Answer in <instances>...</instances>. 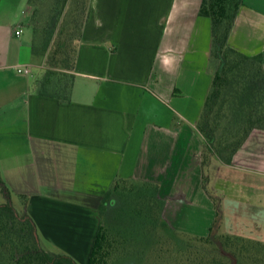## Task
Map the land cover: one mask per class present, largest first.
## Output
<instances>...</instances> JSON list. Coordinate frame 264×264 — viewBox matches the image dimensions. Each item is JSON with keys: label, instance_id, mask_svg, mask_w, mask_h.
<instances>
[{"label": "crops", "instance_id": "obj_1", "mask_svg": "<svg viewBox=\"0 0 264 264\" xmlns=\"http://www.w3.org/2000/svg\"><path fill=\"white\" fill-rule=\"evenodd\" d=\"M201 1L90 0L62 100L38 92L46 64L26 25L29 0H0V173L11 192L39 197L27 208L36 225L50 208L73 212L68 225L92 245L104 189L125 178L159 186L169 228L264 242V129L230 163L202 168L196 122L218 59ZM228 43L264 50V0H243Z\"/></svg>", "mask_w": 264, "mask_h": 264}, {"label": "trees", "instance_id": "obj_2", "mask_svg": "<svg viewBox=\"0 0 264 264\" xmlns=\"http://www.w3.org/2000/svg\"><path fill=\"white\" fill-rule=\"evenodd\" d=\"M242 2L202 0L199 7V14L210 20L212 54L218 59L196 122L203 136L204 172L212 156L230 163L250 132L264 129V50L247 54L228 43ZM87 16L88 6L83 20L75 21L72 28L64 17L57 31L48 38L46 70L36 80L40 94L70 99L72 71ZM31 42L34 51H41L32 39ZM206 180L207 173H204L203 182ZM0 187L7 197L0 203V264H78L66 253L43 249L34 219L27 211L18 213L1 177ZM111 187L118 196L114 221L107 222L99 212L101 221L86 264H121L127 258L145 260L143 264H264V242L259 240L224 232L219 237L223 252H219L207 245L213 228L202 236L168 227L182 238L183 244L170 235L157 233L156 225L163 222V200L156 183L118 178ZM146 233L153 237L147 239ZM139 234L143 236L139 238Z\"/></svg>", "mask_w": 264, "mask_h": 264}, {"label": "rangeland", "instance_id": "obj_3", "mask_svg": "<svg viewBox=\"0 0 264 264\" xmlns=\"http://www.w3.org/2000/svg\"><path fill=\"white\" fill-rule=\"evenodd\" d=\"M29 5L30 16L26 25L30 30V36L34 46L40 49V52L44 54L45 57L46 52L49 48L48 42L51 38V35L57 31L61 20L65 17V19L70 23V27L72 28L75 21L79 22L83 20L84 14L86 13V8L87 6H89V3H85V0H65V2H63V0H32ZM216 160L222 162L216 156H212L210 163ZM0 177L4 181L1 173ZM111 188L112 187L110 185L108 188L104 189V192L102 194V201L98 207V211L101 215L104 216L107 222L114 221L118 205V202L116 201V198H118V196H115ZM9 191V199L11 200V203L16 208L19 214L23 213L25 210H27V208H29L33 204H35L37 207L40 204L35 203V201L39 198L38 196H32L30 199L29 197H27V195L14 193L13 191L11 192L10 189ZM76 197L78 198L77 194L69 195V193H59V195L56 196V198H66V202H68L69 198L71 199ZM81 197V200L85 199L86 201H89V198L85 197V195ZM6 199L7 197L0 187V203L5 202ZM28 200H30L29 204ZM92 201L93 203H95L94 198ZM50 202L52 204L51 200ZM57 213L61 217L60 219L57 218ZM57 213L52 208H50L49 211L44 214L46 215V217H48V219H46L45 221H43L44 219H40L39 224L36 225L37 237L41 247L47 251L66 253L72 256L78 264H86L91 248L92 236H90V233H84L82 231V228L78 230L77 228L75 230L71 229L68 224L72 219L73 212H63L62 209L59 210ZM65 216H67V218H65ZM88 229L89 228H87V231ZM155 229L157 233L163 234V236L170 235L172 236V238L174 237V240H176L177 242H182V238L174 234L162 221H160L156 225ZM222 234H224V232L220 230V228H214L211 236V242L210 244H207L208 247L223 252L219 242V237ZM142 236L143 234L138 235L139 238ZM151 237H153L152 234L146 233L147 239H150ZM138 260H135L134 258H127L121 264H140V262H142L143 264L145 261Z\"/></svg>", "mask_w": 264, "mask_h": 264}, {"label": "built area", "instance_id": "obj_4", "mask_svg": "<svg viewBox=\"0 0 264 264\" xmlns=\"http://www.w3.org/2000/svg\"><path fill=\"white\" fill-rule=\"evenodd\" d=\"M20 32L19 29L15 30V33L18 34ZM17 71L19 72H28V67L27 66H16Z\"/></svg>", "mask_w": 264, "mask_h": 264}]
</instances>
